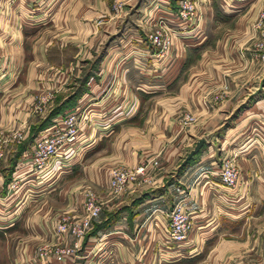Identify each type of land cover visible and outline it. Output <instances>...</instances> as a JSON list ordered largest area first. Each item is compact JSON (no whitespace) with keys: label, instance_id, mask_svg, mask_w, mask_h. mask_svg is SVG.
I'll use <instances>...</instances> for the list:
<instances>
[{"label":"crops","instance_id":"1","mask_svg":"<svg viewBox=\"0 0 264 264\" xmlns=\"http://www.w3.org/2000/svg\"><path fill=\"white\" fill-rule=\"evenodd\" d=\"M113 1L0 0V264H22L39 243L69 246L55 223L81 214L89 188L103 206L77 256L38 264H264V62L253 48L264 0H202L201 33L177 26L163 62L135 35L123 37L126 27L114 37L122 24ZM45 9L52 18L39 25ZM40 102V113L89 111L67 153L72 180L30 173L24 154L42 129L10 139L17 127L32 131ZM225 155L239 172L233 188L217 179ZM138 163L150 181L109 195V171ZM175 202L192 224L180 244L166 233Z\"/></svg>","mask_w":264,"mask_h":264},{"label":"built area","instance_id":"2","mask_svg":"<svg viewBox=\"0 0 264 264\" xmlns=\"http://www.w3.org/2000/svg\"><path fill=\"white\" fill-rule=\"evenodd\" d=\"M197 8V0H177L176 11L173 12L174 18L168 24L161 20H159L160 23L154 22L152 24L147 39L157 49L158 55H164L163 53L170 48L175 35L178 34L171 23L177 26L187 24L193 29L197 28L201 17ZM253 29L258 32L260 37L253 45L254 54L260 61L264 62V8L256 14ZM76 120L74 112L57 115L48 129L41 131L36 136L32 151L24 154V158L29 161L32 170L41 171L53 157L64 153L74 143L79 131ZM182 120L189 122L192 117L184 116ZM27 130V127L17 128V130L12 131L10 139L20 142L26 136ZM1 156L2 149L0 147ZM217 179L225 187L233 188L237 185L238 168L230 159L223 158L220 160ZM142 181H150L144 163H138L130 168H112L107 179V191L111 195H119L126 191L129 186ZM102 204L103 201L93 191L87 189L83 197L81 215L60 217L54 226L56 236L66 234L70 238L71 244L68 246L39 243L36 245L31 258L22 264H38L47 260L63 261L77 256L80 243L90 229L92 220L100 213ZM166 217L168 219L166 225L168 239L172 243L180 244L186 239L192 228L189 212L180 202H175L167 211Z\"/></svg>","mask_w":264,"mask_h":264},{"label":"rangeland","instance_id":"3","mask_svg":"<svg viewBox=\"0 0 264 264\" xmlns=\"http://www.w3.org/2000/svg\"><path fill=\"white\" fill-rule=\"evenodd\" d=\"M39 1L40 0H38L37 2H39ZM197 1H198V8L197 9L200 12L201 11L200 9H201V6H202V0H197ZM123 2H124V4H123ZM36 5H38V4H36ZM176 7H177V0H123V1H121V0H114L113 3H112V9L114 11V15H117L116 17L118 19V23H121L122 24L116 30V33L114 34V37L117 38L118 35L124 30L123 28L126 27L127 28V31L126 30L125 31L128 32V33L126 35L124 34L123 37L124 36H127V37H129V39H133L134 36H132V35H135V39L137 38L136 40H139V41L141 40V41L145 42V44L152 49L153 57L155 59H157L158 61L161 60L163 62V60H165L169 56L168 54L171 53L172 50H173V47H174L173 46L174 45V39H173V43L170 46V48L167 49L163 53L164 55L160 56V54L158 55L157 49L147 39V35L149 34L150 29L152 27V24L154 22L160 23L159 20H161V21H165V24H168L170 22V20L172 18H174V15H173L174 13L173 12L176 11ZM263 8L258 9L257 10V13L261 9H263ZM44 11L45 12L44 13L41 12V16L36 19L37 21H39L37 24H39V23L40 24L47 23L48 21L51 20V18H52L50 16L51 12L50 11L48 12V9H45ZM200 21H201V19H200ZM200 21H199V24L197 26V27H199V29H200V26H199L200 25ZM30 22H31V20H30ZM171 25H172V27L174 25L175 31H176V33H178L175 36L180 35L179 32H180L181 29H178L177 28V25H175L174 23H171ZM181 25H185L186 26L187 24H181ZM29 27H30V24H29ZM185 28L188 29V31H191L189 33L191 34V36L193 38H196L199 35V33H201L200 32L201 29H200V31L197 30V29L196 30L195 29L191 30L192 29V26H190V25H187V27H185ZM131 30L134 31L135 34H131ZM128 42H129V40L128 41L126 40V44H128ZM126 46L129 47L128 45H125V47ZM119 47L121 48V46H119ZM99 55H101V53H99ZM78 66H79V64L77 65V67ZM72 69H74V66L72 67ZM74 71L75 70H72L71 73H74ZM85 80L83 78L82 79H78L77 78L75 80L76 81L75 82L76 83L75 87L77 86V88H81L82 86H84ZM68 91H71V89L70 90L68 89ZM68 91H66V92H68ZM44 93L45 92L39 93V95H41V98H42V95ZM77 93H78V91L76 90V91H73V94H71V95L72 96L73 95L75 96V95H77ZM64 102H65V100H64ZM41 104H42V102H40V104H38V105L37 104L35 105L36 113H38V112L40 113V111H41ZM70 104H71V102L70 103L67 102L66 103V106L67 105H70ZM49 111H47V112L44 111L43 113L38 114V116H35V117H38V121L36 123H34V125L32 126V131L31 132H30V129H29V131L27 130V134H26L25 137L26 138L28 137L27 138L28 141H29V139H31V137L33 138L38 133V130H40V129H42L41 131L47 130L48 127L52 124V122L54 121V118L57 115H63L65 113L74 112V115L76 116V119H77L76 120V122H77L76 124H77V128L78 129H82V128H83V130L85 129L84 126L86 127V125H81L80 126V124L82 122L88 125V123H87L88 122L87 116L89 114V111H87V110H85V111L83 109L82 110H77L76 108L73 109L72 107H69V108L62 109L61 111H59L58 113H56L55 115H53L51 118L48 115L49 114ZM30 133H31V135H30ZM36 138L37 137H35L34 140H33L31 151H32L33 146H34V144L36 142L35 141ZM77 138L78 137H76V140H77ZM72 148H74V147L72 145H70V147L66 149V151L64 152L66 155H64V153H62V154H58L57 156L53 157L54 158V159L52 158L53 161L51 159L49 161L48 165L44 169H42L41 171L37 172V171H34V170L30 169V173L31 174H33V173L35 174L36 173L37 174V177L42 178L43 175L45 177H47L49 175V177H50L51 175H53V173L56 174V172L59 171V174L58 175H60V174L61 175L62 174L63 175L64 174H67L66 176L63 177V179L61 180V182L64 181V180H65L64 182H66L67 180H72L74 178V176H76V173H74V174L72 173V170H71L72 169V163H73L72 162V158L69 159L70 157L68 158V156H67L69 153H72L71 151H74ZM224 158L225 159H230L232 162H233V159H234L233 155H225ZM51 161H52V163H51ZM27 163H29V161ZM219 164H220V161H219ZM29 165H30V163H29ZM56 166L59 167L57 170L55 169ZM54 176L55 175H53V177ZM60 185H61V183H60ZM9 186H10L9 189L14 188V184H9ZM109 195H111V194H109ZM111 196H117V195H111ZM82 202H83V199H82ZM102 206H103V204H102ZM117 209L119 210L120 208L118 207ZM81 210H82V203H81ZM81 213H82V211H81ZM104 214H108V215H110V214L111 215L116 214L115 208H111L108 211H104ZM87 232H86V234H85V236L83 237L82 240H84L87 237V235H88ZM203 254L198 255L197 256V259H195V260L196 261H199V260H202L203 258H205V261H206V257L205 256H202Z\"/></svg>","mask_w":264,"mask_h":264},{"label":"water","instance_id":"4","mask_svg":"<svg viewBox=\"0 0 264 264\" xmlns=\"http://www.w3.org/2000/svg\"><path fill=\"white\" fill-rule=\"evenodd\" d=\"M260 84H261V81H260ZM203 142H204V138H198L195 141L193 147L186 153L185 157L182 160V163L185 162L194 153H196L198 151V149L200 148V146L202 145Z\"/></svg>","mask_w":264,"mask_h":264},{"label":"trees","instance_id":"5","mask_svg":"<svg viewBox=\"0 0 264 264\" xmlns=\"http://www.w3.org/2000/svg\"><path fill=\"white\" fill-rule=\"evenodd\" d=\"M62 109H63V107L53 108L52 110H50L48 115L51 117V116L55 115L56 113H58L59 111H61Z\"/></svg>","mask_w":264,"mask_h":264}]
</instances>
